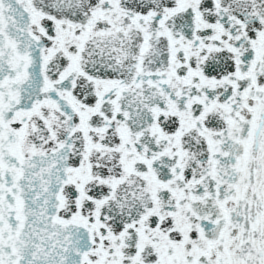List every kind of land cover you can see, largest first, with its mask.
Returning <instances> with one entry per match:
<instances>
[{"label": "snow or ice", "instance_id": "snow-or-ice-1", "mask_svg": "<svg viewBox=\"0 0 264 264\" xmlns=\"http://www.w3.org/2000/svg\"><path fill=\"white\" fill-rule=\"evenodd\" d=\"M0 264H264V0H0Z\"/></svg>", "mask_w": 264, "mask_h": 264}]
</instances>
